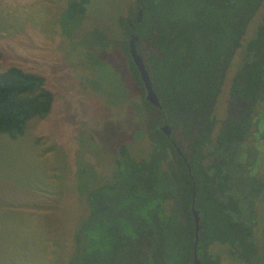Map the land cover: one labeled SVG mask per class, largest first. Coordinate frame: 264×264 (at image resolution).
I'll return each instance as SVG.
<instances>
[{"label":"trees","instance_id":"trees-1","mask_svg":"<svg viewBox=\"0 0 264 264\" xmlns=\"http://www.w3.org/2000/svg\"><path fill=\"white\" fill-rule=\"evenodd\" d=\"M133 2L141 18L133 21L132 33L152 45L146 61L161 109L148 115L144 135L150 148L144 158L133 159L119 143L111 176L89 188H78L86 212L73 230L67 264H167L173 253L177 264H192V192L198 216L196 254L201 264L216 263L208 262L206 247L211 242L232 245L247 259L253 253L249 224L238 218V199L224 189L225 195L216 194L228 175L218 162L203 164L202 146L209 142L210 115L225 70L262 0ZM86 3L67 0L65 14L68 18L82 15ZM182 3L187 8L178 11ZM117 23L124 35L130 31L122 17ZM262 23L247 42L246 58L229 87L230 97L250 105L264 93V16ZM124 43L118 47L127 55ZM128 68L139 88L130 60ZM43 84L42 75L17 66L0 70V133L14 137L27 120L49 112L52 93ZM241 111L239 122L225 121L228 129L219 132L213 151L231 149L242 139L248 109ZM162 119L186 141L189 173L158 127ZM214 183L218 187L211 186Z\"/></svg>","mask_w":264,"mask_h":264},{"label":"rangeland","instance_id":"rangeland-1","mask_svg":"<svg viewBox=\"0 0 264 264\" xmlns=\"http://www.w3.org/2000/svg\"><path fill=\"white\" fill-rule=\"evenodd\" d=\"M66 1L0 0V70L17 66L40 74L52 93L45 116L27 120L12 140L0 133V264H61V258L67 264L73 230L86 212L78 188L111 176L119 143L135 160L148 153L146 109L116 45L117 19L127 13L131 0H87L84 13L72 18L65 14ZM186 8L182 3L177 10ZM263 16L264 0L247 23L225 72L213 107L217 119L225 116L230 79ZM259 105L263 108L264 103ZM262 119L254 134L264 138ZM258 140L251 145L253 151L240 152V157L251 160V176L264 175V143ZM37 147L41 158L35 156ZM41 185L53 193L37 189ZM30 212L38 214L37 235L29 240L3 234L12 232L1 229L20 219L17 215ZM258 222L264 224V213ZM49 239L64 249L44 250ZM168 261L177 264L174 253Z\"/></svg>","mask_w":264,"mask_h":264},{"label":"flooded vegetation","instance_id":"flooded-vegetation-1","mask_svg":"<svg viewBox=\"0 0 264 264\" xmlns=\"http://www.w3.org/2000/svg\"><path fill=\"white\" fill-rule=\"evenodd\" d=\"M138 13H139V16H138ZM119 17H122L124 19L125 24L127 25L130 31H127L126 35H124L117 23V30L119 29V33H120V36L116 42L117 48L119 50L118 44H120L121 42H125L124 45L127 50V55L121 52L120 50L119 51H120V54L126 59L128 64H129V60L131 61L137 73V76L139 78L140 87L137 88L135 86V82L132 77V70L128 68V71L130 73V81H132L131 82L132 85L138 90L142 105H144L143 101L150 104L148 101L144 99L145 91H144L142 82L140 80L139 73L136 70V67L134 66L131 60V57L129 55V52H128L129 42L130 40H132L131 39L132 37H135V40L133 41L134 48L136 52L141 56L142 63L147 71V74H148V77L151 83V87H152V82H151L149 71L147 68L148 63L146 61V53L153 49L152 45L145 40L139 39L136 34L132 33L133 21H136V22L140 21L141 10L139 7L135 6L133 0H131V7L129 6L127 13L125 15H120ZM262 25L263 23H262V18H261V21L259 25L257 26V28ZM257 28H256V31H257ZM240 39H239V45H240ZM246 44H245V47H246ZM239 45L237 46V48L239 47ZM244 49L245 50L244 51L242 50V53H241L242 62L240 63V65L243 63V61L246 58V55H245L246 48ZM234 74L232 75V77L234 76ZM224 76H225V73H224ZM231 79H230L229 86L227 89V94L224 96V105H225V111H226L225 116L217 119L212 109V112L210 115V119L212 120V128L210 131L209 142L205 144L204 146H202V153L204 155L202 162L204 165H207V164L211 165L213 163L218 162L221 165L222 172L224 171L228 175L227 180L224 183L222 182L219 189H215V192L216 194H219V195H225L222 192L226 190L227 194H231L233 198H236L239 200L238 202L239 212L237 215H238V218H240V220L249 224V227H250L249 239H250V242L252 243L253 253L247 259H244L242 256H240L237 253L234 246L229 245L227 243H218V242L209 243L206 247V253L208 257V262L215 261L216 262L215 264H264V224L259 225V222H258L260 213H264V175L257 173L251 176L249 174V165H251V160L243 156L240 157V152L245 151L246 149H249V148L251 149V145L255 143L256 140L259 139L258 141H262L264 143V138L262 135L258 134V137H256L254 134L255 132L259 131L258 122L260 121L261 117H264V106L263 108H261V106L259 105L260 103L262 104L264 103V93L261 95L260 99H258L253 105H250L248 102L242 101L237 97H230L229 87L231 84ZM222 83H223V80H222ZM141 90L143 91V96L140 93ZM152 90H153V87H152ZM150 106H152L154 109V110H151L152 112L149 111L144 106L146 109L147 120H148L149 114H155V113L158 114L157 111L161 109L160 104H159L160 106L159 108L151 104ZM243 109H248V112L245 116L246 121H248L247 122L248 126L242 133V139L236 145L232 146L231 149L224 150V147H220L217 150L213 151L214 147L216 146L215 139L218 136L219 132L221 130L228 129V127L225 126V123H226L225 121L235 120L239 122L241 120V117H240L241 112H242L241 110ZM254 116H255V122L253 123L252 119ZM216 122L218 123L217 124L218 126H216L217 129L213 130ZM165 125L169 128L168 135L165 134V129H163V126ZM158 127L160 128L161 132L168 138L170 145L172 146L173 150L177 153V155L180 157L182 162L185 164V166L187 167V171L189 173L190 169L186 162L187 156L185 155V152H188L187 147H186V141H184L181 138L179 132L176 129L171 131V128L167 125L164 119H162L161 124ZM261 127L264 129L263 119H262ZM149 148H150V144H149ZM263 148H264V145H263ZM222 159H224L226 163L223 162ZM215 185L216 187H218L217 183H214V185H211V186L215 187ZM221 190L223 191L221 192ZM193 195L194 193L192 192L191 210L192 208L194 209ZM191 215H192V211H191ZM231 216H236V214L231 213ZM193 224H194V221H193ZM197 240H198V237H197ZM193 242H194V232H193ZM195 255L199 261V264H201L200 259L196 254V245H195ZM192 259H193V244H192Z\"/></svg>","mask_w":264,"mask_h":264},{"label":"crops","instance_id":"crops-1","mask_svg":"<svg viewBox=\"0 0 264 264\" xmlns=\"http://www.w3.org/2000/svg\"><path fill=\"white\" fill-rule=\"evenodd\" d=\"M5 134H7V133H5ZM8 137H10L9 140H12V139H14L15 136L14 137H11L10 135H8ZM32 140H33V142L35 141V139H32ZM34 151H35V156L37 158H41L39 148L38 147L35 148ZM49 178L51 179V177L47 175V178L46 179L47 180H50ZM37 189H43L44 191H46L49 194H52L53 193V191L51 189L45 188L43 185L38 186ZM17 216H19L20 219L17 218L15 221L9 222L8 225L5 226V228H2L1 229V230H6L8 228L9 230L12 231V232L3 233L4 235H14V236H20V235H22V236H29V240L32 238V236L37 235V226H35V224H36V220L38 218V214L36 212L33 213V214L31 212L30 213H22V215L19 214ZM18 221H22L24 223L21 224ZM18 228H20L22 230L21 233L19 232L20 230ZM49 240L50 241H48V242H50L52 245L50 246V243L45 242V244H44V250H45V248H47V251H62V249H64V248H62L61 244H54V243H52V240L51 239H49ZM31 242L32 241H29L27 243L28 248H29L30 251L34 247V246H32V243ZM15 243H16V241H15ZM6 249H8V248H6ZM61 264H62V258H61Z\"/></svg>","mask_w":264,"mask_h":264},{"label":"water","instance_id":"water-1","mask_svg":"<svg viewBox=\"0 0 264 264\" xmlns=\"http://www.w3.org/2000/svg\"><path fill=\"white\" fill-rule=\"evenodd\" d=\"M138 16H139V13H138ZM131 39L132 40H130L129 45H128V52H129V55L131 57V60L134 66L136 67V70L139 73V77H140V80L142 82V85L145 91L144 99L148 101L151 105L159 108L160 106H159L158 100L156 98L155 93L152 90L147 71L141 60V56L136 52L134 48L133 41L135 40V37H132ZM163 129H165V134L168 135L169 128L165 125L163 126ZM191 211H192V216H193V221H194V242H193L192 264H199V261L195 255V245L197 242L198 217H197V211H195L193 208Z\"/></svg>","mask_w":264,"mask_h":264}]
</instances>
